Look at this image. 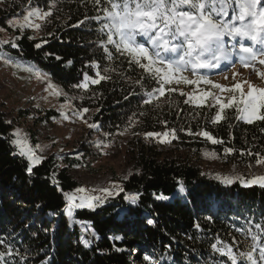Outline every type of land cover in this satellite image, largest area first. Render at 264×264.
<instances>
[{"label":"trees","instance_id":"trees-1","mask_svg":"<svg viewBox=\"0 0 264 264\" xmlns=\"http://www.w3.org/2000/svg\"><path fill=\"white\" fill-rule=\"evenodd\" d=\"M7 10L0 8V24L19 14L21 5H30L29 0H10ZM51 0H32L30 6L48 9ZM60 11L54 10L52 23L42 30L40 37L29 39V34L16 31L20 47L5 46V52L14 59L30 63L34 69L48 74L65 90H75L72 85L83 81L87 72L95 78L96 69L89 65L95 61L101 72L105 67H114L111 80L99 85L89 84L83 100L76 103L80 109L87 107L92 112L93 122L101 133L122 132L128 119L136 113V124L130 131L164 132L177 129L178 139L172 144L177 149L197 154L201 148L211 146L220 156L223 149L233 147L237 151L227 157L233 161H251L254 156H241V150L264 154V123L248 125L233 118V110L226 109L228 119L212 125L209 119L216 109L184 104L187 97L166 93L170 102L154 100L145 105V89L156 87L155 83L139 80L141 69L128 67L124 57L114 53L108 61L102 48L95 42L100 37L98 24L85 21L73 27L85 15H96L91 0H62L57 3ZM48 33H54L49 36ZM14 38V40H15ZM43 43L37 49L36 43ZM110 50H111V46ZM50 53L51 55H45ZM56 56L61 57L57 60ZM71 61V64H68ZM93 93L96 95L93 96ZM125 96L128 99H125ZM159 103L160 107L155 105ZM99 109V111H97ZM44 119L56 114L45 110ZM146 112V116H140ZM199 112V115L196 113ZM26 113V112H25ZM24 113V115H25ZM41 113V111H40ZM195 117V118H194ZM160 121H167V126ZM193 132L207 130L224 144H211L203 137L189 136L181 128ZM8 125L0 113V238L7 239L21 253L29 255L24 264H146L143 255H152L159 264H216L222 259L210 245L219 237L231 243L233 237L243 241L237 229L248 226L247 222L264 220V189L259 186L242 187L239 183L226 186L210 180L188 160H161L152 147L138 145L136 174L123 181L124 192L110 198L95 211L76 209L70 219L65 211L67 201L63 192H72L78 187L72 170L85 163L89 151L79 147L72 152H54L34 166L33 174L26 171V158L12 155L15 148L10 144ZM35 142L34 138L31 140ZM55 173L58 185L51 183ZM181 182L185 188L180 191ZM61 189L63 191H61ZM141 193L137 205H129L125 193ZM166 196L168 199H157ZM39 205V207H38ZM211 217L209 220L208 218ZM153 220L154 224L148 221ZM200 224V229L195 227ZM99 238L96 239L92 234ZM122 236V240H115ZM91 241L86 247L83 240ZM170 246V247H169ZM125 251H117L116 249ZM243 249V245H241ZM136 256L131 259V252ZM226 260V258H223Z\"/></svg>","mask_w":264,"mask_h":264},{"label":"snow or ice","instance_id":"snow-or-ice-1","mask_svg":"<svg viewBox=\"0 0 264 264\" xmlns=\"http://www.w3.org/2000/svg\"><path fill=\"white\" fill-rule=\"evenodd\" d=\"M58 2L62 0H51L47 10L39 6L29 7L22 19L12 20L10 24L21 34L25 29L40 31L52 23L49 18L53 17L54 10L60 11L57 8ZM81 2H87V0H81ZM31 3L32 0H29L30 5ZM91 3L97 14L92 17L85 15L84 19L72 26L79 27L89 20L97 22V32L105 39H97L95 43L102 48L106 59L113 61L114 53L119 54L126 59L129 68L135 66L142 70L141 78L135 81L136 84L145 88L143 81L147 80L157 85L150 91L145 89L144 95L147 98L143 100V104L150 105L154 100L159 101L161 97H165V102H170L166 93L179 92L180 96L187 97L183 100L186 105L192 104L198 109H203L205 106L209 109L215 108V114L207 118L212 125L228 119L226 109H232L233 118L245 124L264 123V87L258 86L247 78L237 80L236 77L241 75L238 72H233L232 78L235 82L231 86L214 82L209 76L199 73L200 69H218L222 63L233 64L235 56L238 57V62L243 68L251 69L256 76L264 80V0H91ZM48 35L51 37L54 33H48ZM226 38L233 42L230 46ZM19 39L20 36H17L15 40L0 39V61L18 70L32 73L38 79H44L45 77L38 69L22 64L14 59L11 53L3 50L5 46H10L12 49L19 48L20 45L16 42ZM29 39H35V36ZM47 42L44 40L42 43H36L35 47L39 49L43 43ZM168 53L176 54L175 58L166 56ZM56 59L59 60L61 57L56 56ZM68 64H71V61H68ZM89 66L96 69L95 78L85 72L83 81L72 85L73 88L87 92L89 84L99 85L101 81L111 80L109 73L118 72L114 67H105L102 74L100 64L95 61ZM186 73H191L194 78H190ZM118 74L123 76L122 72ZM224 79L227 80L228 76L225 75ZM201 84L210 85L211 88L201 89ZM179 85H195L196 87L186 92L178 87ZM48 88L52 89L56 96H64L69 101L68 105L61 106L62 109L71 106L72 100L84 99L83 96L69 97L50 81ZM95 95L93 93V96ZM125 99L128 97L125 96ZM155 107L159 108L160 104L157 103ZM89 111L87 107L74 108L73 115L83 120L90 129H98L97 123H88L84 119V114ZM199 114V112L196 113V115ZM139 115L143 117L147 113L140 112ZM64 118L68 117L65 115ZM7 123L11 124L12 121ZM138 123L140 121L136 119V113H133L128 119V124L119 134H127ZM160 123L167 126V121H160ZM180 131H187L189 136L203 137L213 145L224 144L223 139H218L207 130L193 132L189 127L181 128ZM261 131L264 132V128H261ZM132 134L140 135L139 132H132ZM11 135L14 138L10 139V144L15 148L12 155L26 158L28 162L26 171L32 175L34 166L42 163L44 157L36 154L26 135L19 129ZM104 135L109 136L111 133L106 132ZM144 137L160 144H171L173 140L178 139L175 128L164 132H146ZM94 143L98 149L102 146H111V142L105 144L103 140ZM236 151L233 147L223 149L225 156ZM239 154L242 157L254 156L255 164L264 166V154L260 152L241 150ZM205 155L218 158L215 152L205 153ZM248 167L251 168L252 165L248 164ZM54 177L55 173L51 183L58 185L59 182ZM216 179L227 186L239 183L242 187L259 186L264 189V174H251L248 177L239 173L232 176L218 174ZM124 191L121 185L113 183L112 187L91 190L92 193H100L99 195L88 194V189L84 187H78L72 192H63L64 199L67 201L65 211L70 219L73 217L74 209L87 208L95 211L108 198ZM180 191H185L182 182ZM141 195L139 192L131 193L125 195L124 199L129 202V205H137ZM157 199L166 200L168 197L158 196ZM208 219L210 220L211 217ZM148 223L155 222L149 220ZM247 224L246 228L237 229L243 236V241H237L233 237L232 242L229 243L217 237L210 245L212 251L222 258L216 264H264V220L255 223L250 220ZM195 227L200 229V224L197 222ZM92 235L96 239L99 238L95 233ZM114 239L122 240L123 237L115 236ZM83 243L88 247L91 241L85 239ZM116 250L125 251L120 248ZM28 259L27 253H21L7 239L0 238V264H24ZM143 260L146 264H159L152 255H143ZM44 264L48 262L45 261Z\"/></svg>","mask_w":264,"mask_h":264},{"label":"rangeland","instance_id":"rangeland-1","mask_svg":"<svg viewBox=\"0 0 264 264\" xmlns=\"http://www.w3.org/2000/svg\"><path fill=\"white\" fill-rule=\"evenodd\" d=\"M10 2V0H0V8L7 10ZM29 7L33 6L21 5L19 14L9 17L4 25L0 24V29H4V31H0V39L14 40L16 31L19 30L12 27L10 21L22 19L23 15L26 14V9ZM42 30L25 29L23 33L40 37ZM226 42L229 46L233 43L229 38H226ZM246 43L250 44L251 42ZM166 56L175 58L176 54L168 53ZM21 63L34 68L30 63ZM39 71L45 77L44 79H38L32 73L18 70L0 61V113L3 114L4 120L8 125V134L12 137L11 134L19 129L26 135L30 146L33 147L36 154L43 157L49 156L56 151L72 152L79 147L87 149L89 155L85 163L88 165L74 167L72 174L78 183V187L88 189V194L99 195L100 193H92L91 190L93 188L112 187L113 183L122 186L123 181L127 180L132 174H136L139 171L136 162L139 153L138 145L140 144L147 148L152 147L161 160L190 161L201 171L202 175L219 184L223 183L216 179L218 174L220 176H232L239 173L246 177L251 174H264V166H257L255 160L233 161L227 156H220L216 149L211 146H205L197 154H193L177 149L176 145L172 143L160 144L155 140L145 139L144 135H133L132 131L125 135H120V132H117L114 135L105 136L98 129H90L83 120L73 115L74 108L80 109L76 105L77 102L81 101L80 99L72 100L70 102L71 106L62 109L61 106L68 105L69 101L64 96L53 94V90L48 88V82L50 81L57 85L69 97H85L86 92L84 90L79 88L70 91L65 90L55 83L48 74L41 70ZM233 72L241 73L240 76L236 77L237 80L247 78L258 86L264 87V80L256 76L251 69L243 68L238 62V57L235 56L233 57V64L222 63L219 69L199 70L200 74L207 75L214 82L226 86H231L235 82L232 78ZM186 75L194 78L191 73H186ZM225 75L228 76L227 80L224 79ZM178 87L190 92L196 86L179 85ZM200 88L210 89L211 86L201 84ZM45 110H54L56 114L44 119ZM65 115L68 117L67 119L64 118ZM84 119L88 123H94L91 111L84 114ZM7 121H12V123L8 124ZM33 138L35 140L34 143L31 141ZM98 140H103L105 144L111 142V146H102L98 149L94 143ZM37 145L40 147L37 148ZM212 152H215L218 158L205 155V153ZM248 164H251L252 167L249 168ZM127 194L130 193H125L124 196ZM125 201L129 204L127 200ZM131 254V259L136 256L135 251H132Z\"/></svg>","mask_w":264,"mask_h":264}]
</instances>
